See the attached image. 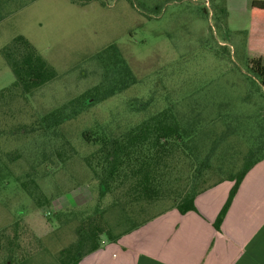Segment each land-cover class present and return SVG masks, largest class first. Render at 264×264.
<instances>
[{
    "label": "rangeland",
    "instance_id": "obj_1",
    "mask_svg": "<svg viewBox=\"0 0 264 264\" xmlns=\"http://www.w3.org/2000/svg\"><path fill=\"white\" fill-rule=\"evenodd\" d=\"M250 2L225 0L224 20L216 16L215 8L222 0H0V92L15 80L2 50L17 36L28 39L58 74L25 101L13 91L5 93L0 101V159L22 148H35L38 156L45 147L50 159L55 149L70 155L68 146L60 145L62 138L76 150L59 170L42 172L39 167L37 175L31 168L35 164L22 159L8 163L16 177L24 179L30 173L50 201L37 207L14 178L0 185V214L6 216L0 231L27 219L29 224L19 229V243L31 257L28 264H58L55 255L75 241V222H66L61 233L48 231L59 229L62 222L55 221L57 214L85 216L96 208L97 182L83 159L97 146L84 139L85 133L117 135L173 108L185 119L215 122L218 131L231 113L240 119L247 139L252 131L264 136L258 128L264 96L249 70L252 60L264 64V51L252 53L247 48ZM110 44L117 47L137 81L101 100L99 94L90 95L93 89L102 91V71L93 57ZM77 99L79 115L64 123L60 137L46 140L44 146L38 119Z\"/></svg>",
    "mask_w": 264,
    "mask_h": 264
},
{
    "label": "trees",
    "instance_id": "obj_2",
    "mask_svg": "<svg viewBox=\"0 0 264 264\" xmlns=\"http://www.w3.org/2000/svg\"><path fill=\"white\" fill-rule=\"evenodd\" d=\"M215 8L219 10L215 15H221L225 20V0ZM249 12L248 51L263 52L264 0H251ZM2 55L15 80L6 91L0 92V101L8 91H13L15 97L25 101L28 95L58 77L56 70L24 36L14 38L2 50ZM93 59L102 71V94L98 88L93 89L90 91L93 98H98L99 94L101 100H106L136 84L132 69L114 44L103 48ZM251 65V80L264 96V64L258 59L252 60ZM79 101H71L38 119L37 127L44 146L46 140L60 137L64 123L79 115L75 109V103ZM230 114L224 119V129L219 131L215 122L203 124L198 118L185 119L173 108H166L117 135L85 133L84 139L97 146L83 159V163L97 182L98 202L89 215L59 213L55 216L58 219L55 221L62 223L58 224V230L49 227L48 231L58 234L68 222L76 223V239L55 255L57 263L79 264L105 243H116L124 235L170 210L176 209L181 214L197 211L195 201L199 195L223 182H232L228 198L214 223L220 231L244 178L264 160V136L252 131L247 139L243 136L240 119ZM258 128L264 130V116ZM21 133H24V127ZM241 144H245L242 155L239 153L243 147ZM60 145L68 146L70 155L67 150L55 149L54 158L50 159L46 156L45 147L40 149L43 151L38 156L35 148L15 150L14 156L5 153L7 159H0V185L4 180L14 178L37 207L49 205L50 201L41 192L39 184L29 178L30 173H26L24 179L16 177L8 163L14 164L22 159L30 165L35 164L31 168L34 167L36 175L39 167H43L42 172L50 168L59 170L60 164L76 155V150L66 138H62ZM106 199H110L108 203H105ZM161 207L165 208L157 212ZM26 220L17 221L0 231V261L3 264H28L30 261L31 257L26 256L19 243V229L29 224Z\"/></svg>",
    "mask_w": 264,
    "mask_h": 264
},
{
    "label": "crops",
    "instance_id": "obj_3",
    "mask_svg": "<svg viewBox=\"0 0 264 264\" xmlns=\"http://www.w3.org/2000/svg\"><path fill=\"white\" fill-rule=\"evenodd\" d=\"M232 186L209 189L196 198L197 211L170 210L79 264H264V160L244 178L218 231Z\"/></svg>",
    "mask_w": 264,
    "mask_h": 264
}]
</instances>
